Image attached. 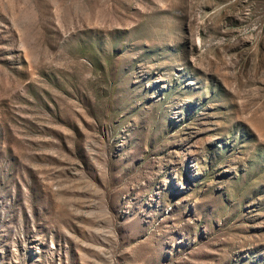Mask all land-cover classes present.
I'll use <instances>...</instances> for the list:
<instances>
[{
	"label": "rangeland",
	"instance_id": "1",
	"mask_svg": "<svg viewBox=\"0 0 264 264\" xmlns=\"http://www.w3.org/2000/svg\"><path fill=\"white\" fill-rule=\"evenodd\" d=\"M0 264H264V0H0Z\"/></svg>",
	"mask_w": 264,
	"mask_h": 264
}]
</instances>
